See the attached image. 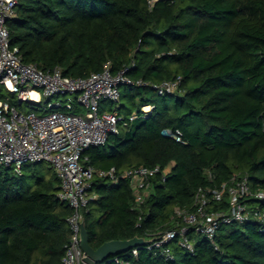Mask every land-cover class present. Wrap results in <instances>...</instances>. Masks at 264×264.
<instances>
[{
    "label": "trees",
    "instance_id": "trees-1",
    "mask_svg": "<svg viewBox=\"0 0 264 264\" xmlns=\"http://www.w3.org/2000/svg\"><path fill=\"white\" fill-rule=\"evenodd\" d=\"M7 26L22 61L44 71L59 66L65 76L86 77L107 62L112 72L134 62L126 72L133 84L120 89L115 109L125 120L136 109V118L83 156L98 170L160 171L138 207L128 180L93 177L82 210L89 245L146 241L103 262L264 264V230L251 222L220 225L216 247L194 235L188 252L175 239L172 258L147 247L154 232L171 226L175 206L191 208L198 187L237 174L264 190V0H18ZM174 78L173 93L152 87ZM163 130H179L181 141ZM43 163L19 173L0 164V264H61L72 209L58 199L59 178Z\"/></svg>",
    "mask_w": 264,
    "mask_h": 264
},
{
    "label": "built area",
    "instance_id": "built-area-1",
    "mask_svg": "<svg viewBox=\"0 0 264 264\" xmlns=\"http://www.w3.org/2000/svg\"><path fill=\"white\" fill-rule=\"evenodd\" d=\"M17 3L18 0H0V164L11 165L18 173L28 163L45 162L54 169L60 181L57 197L72 209L66 219L70 235L61 264H88L80 245V231L84 222L82 210L91 198L89 188L93 177H107L112 183L128 180L134 207H138L150 194L151 178L160 171L158 165L132 166L120 172L114 167L98 170L86 164L87 157L83 156L88 147L103 145L109 133L117 132L119 123L125 126L136 118V112L125 120L116 109L101 111L99 105L103 100L119 102L121 86L133 84L126 72L134 62L117 72H112L107 62L100 71L86 77L65 76L59 66L44 71L36 64L24 63L18 49L10 45L7 26V21L15 15ZM179 82V78L166 79L152 87L163 95L177 91ZM2 90L9 95L4 96ZM67 92L75 94L76 99L58 100L60 94ZM41 98L45 99L41 109L21 107L23 101L39 102ZM74 103L84 106V113H72ZM146 106L149 109L143 111V106L142 112L150 110L151 106ZM162 133L181 141L179 130ZM169 171L168 166L162 174ZM207 176L212 179L209 171ZM234 222L256 223L264 230V190L253 189L245 175L233 174L216 186L198 187L191 208L175 206L171 226L154 232L147 247L172 258L173 241L177 239L182 248L192 252L194 235L206 237L216 247L214 238L220 225ZM132 254L136 256L135 248ZM111 261L130 264L119 257Z\"/></svg>",
    "mask_w": 264,
    "mask_h": 264
},
{
    "label": "water",
    "instance_id": "water-1",
    "mask_svg": "<svg viewBox=\"0 0 264 264\" xmlns=\"http://www.w3.org/2000/svg\"><path fill=\"white\" fill-rule=\"evenodd\" d=\"M81 236L80 245L85 253L84 261L88 264H95L97 262H103L109 255H117L132 247H136L144 244L146 241L140 237H132L124 240H110L102 243L98 248H92L88 243V234L84 226V222L81 224ZM110 261L109 263H111Z\"/></svg>",
    "mask_w": 264,
    "mask_h": 264
},
{
    "label": "rangeland",
    "instance_id": "rangeland-1",
    "mask_svg": "<svg viewBox=\"0 0 264 264\" xmlns=\"http://www.w3.org/2000/svg\"><path fill=\"white\" fill-rule=\"evenodd\" d=\"M122 88H123V86H121L120 89L122 90ZM2 94L4 96H8L9 95V93L7 91H5V90H2ZM73 97H75V94L67 92L65 94H60L59 97H58V100L63 101L65 99H71ZM44 105H45V99L41 98L39 102H26V101H23L22 104H21V107L25 108L27 110H30V109H34V108L41 109L42 107H44ZM99 105H100L101 111H106V110H113V109L117 108L119 106V103L118 102H111L109 100H103V101H101L99 103ZM148 109L149 108L146 105H144L143 111H147ZM78 111H81V112L84 113V111H85L84 106H81V107L78 106ZM77 112L74 111V109L72 110V113H77ZM133 112L135 113L136 109L133 110ZM43 166L44 167H49L48 163H43Z\"/></svg>",
    "mask_w": 264,
    "mask_h": 264
},
{
    "label": "bare ground",
    "instance_id": "bare-ground-1",
    "mask_svg": "<svg viewBox=\"0 0 264 264\" xmlns=\"http://www.w3.org/2000/svg\"><path fill=\"white\" fill-rule=\"evenodd\" d=\"M32 95H33L34 97H36V93H35V92H33Z\"/></svg>",
    "mask_w": 264,
    "mask_h": 264
}]
</instances>
